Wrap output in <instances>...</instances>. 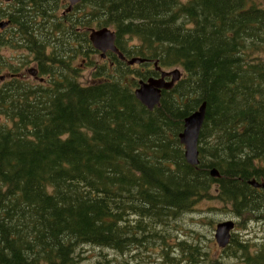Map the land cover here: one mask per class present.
I'll use <instances>...</instances> for the list:
<instances>
[{
    "label": "trees",
    "instance_id": "1",
    "mask_svg": "<svg viewBox=\"0 0 264 264\" xmlns=\"http://www.w3.org/2000/svg\"><path fill=\"white\" fill-rule=\"evenodd\" d=\"M67 4L11 0L0 11L9 22L0 27V264H81L86 246L130 256L97 264H133L144 250L160 261L139 264H264V242L236 233L218 258L168 240L172 224L211 199L264 221V6L81 0L62 14ZM104 27L127 59L146 61L94 60L88 30ZM8 48L37 77L6 59ZM79 60L91 71L84 83ZM155 63L183 76L150 111L135 91L159 77ZM204 102L193 166L179 135Z\"/></svg>",
    "mask_w": 264,
    "mask_h": 264
},
{
    "label": "rangeland",
    "instance_id": "2",
    "mask_svg": "<svg viewBox=\"0 0 264 264\" xmlns=\"http://www.w3.org/2000/svg\"><path fill=\"white\" fill-rule=\"evenodd\" d=\"M259 3L264 6V0H259ZM7 4L8 3L5 0H0L1 12L7 11ZM68 7L69 3L67 4L65 11L68 9ZM62 14H64V11ZM22 54L24 53L21 51V49L15 50L8 48L2 50V55L11 63H17L19 65V68H21V73L26 74L28 80H32V76L28 72L32 69L36 71V68H34L36 67V65L34 63H30L27 65L22 64ZM93 59L98 62L101 61L99 54L94 56ZM75 66L84 70H82L81 72L82 76L80 77V79L82 83L86 82L88 77L90 76L91 71L87 69V66H85L84 63H81V60L77 61L75 63ZM172 70L173 69H169V71ZM4 72L5 74L3 73V75L5 76L3 77L6 78L8 73L7 71ZM226 220H234L236 222V227L233 231V234H238L242 240L249 242V245H251L252 247H254V245H256L258 241L264 242V221H252L250 219L246 221L239 220L235 218L231 213H229V210H225L223 204L217 199H211L201 202L194 209V211L186 214L178 222V224H172L169 227L170 236L168 240L174 241L172 243H175L178 239L186 240L191 244H199L201 246H205V251L209 252V255H211L213 258H218L220 257L221 253L225 252L223 251L224 249H221L218 246L214 238V234L217 224ZM82 252L81 264H97L99 261H103L105 258H108L110 260L117 259L119 261L130 259L129 253L125 256H120L114 251L104 250L92 246L84 247L82 249ZM134 257L135 258L133 259V264H139L142 263L141 259L150 260L151 258L152 260L160 261L159 257L161 256L160 253H148L146 250H144L142 253H136ZM233 262L235 263L237 262V260Z\"/></svg>",
    "mask_w": 264,
    "mask_h": 264
},
{
    "label": "water",
    "instance_id": "3",
    "mask_svg": "<svg viewBox=\"0 0 264 264\" xmlns=\"http://www.w3.org/2000/svg\"><path fill=\"white\" fill-rule=\"evenodd\" d=\"M9 2L10 0H5ZM70 12L73 7L80 3L81 0H68ZM9 22H3L0 27L4 29ZM90 35L89 39L95 50L102 53V57H105L108 52L118 55V57L125 61L128 65L133 66L136 64H142L146 60L142 58L127 59L123 53L118 49L116 45V32L109 27L104 28H91L88 30ZM156 69L160 73L159 78H149L147 81H141L139 87L135 91L136 98L150 111L154 110L161 103L162 92L164 90H171L174 88L177 82L182 78V72L179 69L172 71H164L158 64L155 63ZM30 74L37 75V71L31 70ZM207 112V104L204 102L197 111L191 114L184 124V130L179 135L181 144L185 149V157L190 165H199V140L200 134L205 122ZM213 177H219V172L216 169L211 171ZM253 185L259 187L253 183ZM235 228V222L227 220L217 224L215 239L220 248H226L231 242V232Z\"/></svg>",
    "mask_w": 264,
    "mask_h": 264
},
{
    "label": "bare ground",
    "instance_id": "4",
    "mask_svg": "<svg viewBox=\"0 0 264 264\" xmlns=\"http://www.w3.org/2000/svg\"><path fill=\"white\" fill-rule=\"evenodd\" d=\"M234 231V230H233ZM233 231L231 232L233 234Z\"/></svg>",
    "mask_w": 264,
    "mask_h": 264
},
{
    "label": "flooded vegetation",
    "instance_id": "5",
    "mask_svg": "<svg viewBox=\"0 0 264 264\" xmlns=\"http://www.w3.org/2000/svg\"><path fill=\"white\" fill-rule=\"evenodd\" d=\"M106 57H107V55H106Z\"/></svg>",
    "mask_w": 264,
    "mask_h": 264
}]
</instances>
